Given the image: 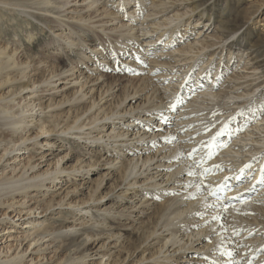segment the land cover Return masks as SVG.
<instances>
[{"label": "rangeland", "instance_id": "374dc122", "mask_svg": "<svg viewBox=\"0 0 264 264\" xmlns=\"http://www.w3.org/2000/svg\"><path fill=\"white\" fill-rule=\"evenodd\" d=\"M89 1L90 0H86V2L82 3V0H69V3L62 10L53 9L49 14L41 10L30 8L33 17L26 16L16 11H9L6 10V8L3 10L5 16L0 17V47H6V51H10L16 47L17 52L19 53L18 56H21L22 58H27L29 56L32 57L34 61L37 62L35 65L37 70L32 78L39 80L43 79L52 67L55 68L59 63H63V61H65L67 65L74 67L73 75H70V72L66 75L60 76L59 80H56V78L53 79L55 82L51 87L55 86V90L49 87L43 89L41 84L39 85L40 87H36L39 88L36 94H34L37 99L36 101H39L42 106H47L49 103L52 104L49 108L47 107L44 109L45 114L42 118L46 124L54 126L58 123L63 124L64 122L71 121L74 116L79 114L89 103L91 97H94L96 98V101H99L98 95L100 93V88H107L109 85L115 87L112 90V98L107 96L103 98L99 104L105 109L112 108L114 103H116V100L122 95L123 91L126 89L130 92L132 91L131 87L133 86L136 90H139V93L135 99H131V101L127 99L118 109L128 110L131 104L133 107L142 105L143 101L146 100L147 97L149 98V96H152L151 101L153 102H159L160 97L163 99L165 98L163 102L167 101V105H169L171 97H174L172 98L173 101L176 100V98H179V100L182 101V103L178 102V100L174 101L176 102L175 110H171L170 107L167 110L163 109L167 111V116H165V120H162L160 124H154L156 121L153 120L154 123L150 124L149 122V124L145 125L147 121H142L140 124L138 123L133 127V129L145 132L148 131L147 128H152L153 131L156 130L155 133L163 132L164 135L173 131L175 132V135H179L183 132L184 135L186 134V137H184V139L181 138V142L182 144H189L192 138L187 139L190 135L188 132L184 131L186 126L179 124L177 119H179V117L181 119H191L193 114H196L199 117L202 116V113L199 114L198 111L188 112L186 107L191 100H193L192 93H198L199 90L201 91L203 89V85H208L209 79L214 77V72L218 69L216 78L219 74V84H214V86H217L215 87V92L227 93V95L229 93L233 97H235V94H240L242 96L233 99L234 102L236 101L239 104L238 108L235 109V106H230L225 109L233 110L230 114V118L236 117L235 120L227 123V126L231 128L229 130H235L247 122V126L242 130L243 132H246L247 135L244 138H251L253 141L264 140V130L262 129L264 125L259 126V118H257L259 116L253 115L254 110L257 108L254 107L252 112H250L249 109L253 105H259V109H261L260 111H264V107H262L264 106V94L260 93L261 90L262 92L264 91V69L259 68L254 71V65L250 63V61L248 62L246 54H243L241 58H238V54L233 52V54L229 56L225 44L233 41L236 37H228L225 40L224 45L223 43H218V31H215L213 26L208 28V26L204 27L203 23H196L195 17L191 16L190 12L185 13L188 10V8H185L186 5H181L180 2L176 3L172 0H142L139 6L134 0H127L124 2V5L118 7L117 3L119 0H99L91 7L89 6ZM59 2L60 1L56 0L55 4H58ZM152 4L155 5V7H153ZM96 9L97 11H95ZM231 11L233 12L231 17L235 19V22L237 21L236 23L238 24V27L241 28V31L250 29L254 35L257 34L256 37L261 41L260 43H264V0H233L231 2ZM131 12H133L134 15H131ZM146 15L149 16L144 19ZM83 16L86 18V23L79 22V18ZM187 20H189V23H187ZM97 21L105 22L104 27L109 29L106 33L110 40L101 33L97 36L91 31L90 26L87 25ZM80 23H83L84 25L83 29L85 35L93 37L92 39H94V42L89 41L86 46L82 45L84 48V56L79 53V57L72 59V57L69 58L64 54L65 52L71 54V52L68 51L65 42H63L60 37H55L54 35L60 33L66 35L70 34L69 31L71 27H74L73 24ZM123 23L126 24V26L121 28L120 26ZM157 24L162 26L157 27ZM164 26L168 27L167 30H163ZM110 29L115 30L110 31ZM128 29H131L130 32L138 37L140 40L139 42H137L134 37L127 40L125 37L121 36V34H124ZM146 31L151 32L143 35ZM30 33H32V36L29 35ZM169 35H171V37ZM158 36H160L159 39H157ZM74 37L75 36L73 35V38ZM82 38L86 40L87 37L83 36ZM150 38L155 40L153 44H144V40ZM95 39H101L102 42L107 44L111 41L119 46L118 50L120 51L118 53L120 54L118 55V58L115 59L116 62H109L110 60L112 61V55L109 56L110 59H104V56H102L99 49L102 46H97V52L95 54L91 52L90 48L94 46ZM190 43L194 48H188V52H185L186 50L180 52V50L186 49ZM211 43L216 44L211 45ZM200 44L204 46L203 49ZM222 45L224 47L220 51L219 49ZM102 51H104V49ZM134 51L135 53H133ZM213 52L215 53L211 57ZM73 53H76V51ZM124 58H126L125 61L127 63L125 64L128 67L131 64L129 63L130 60L131 62L136 61L132 71L124 72L122 69L121 64ZM191 58H194L192 65H190ZM39 60L41 61L40 64L38 62ZM106 60L109 62V66L105 65ZM206 61H208L207 66L205 65ZM182 66H187L189 71L185 78L182 79L187 83L185 85V96L178 94L180 90L173 93V88L176 86L179 88L184 86L179 80L185 74L183 72L180 74L176 73L183 70L180 68ZM204 66H206L204 68L205 74L204 72L202 73L203 75L201 74L203 76L202 79L198 77L199 82H194L193 77H197L196 74L198 73V70ZM137 67H139V70ZM30 74H33V71ZM164 74L168 75L165 76ZM97 77L101 78L93 83L92 81ZM205 77H208L207 80ZM85 78H87V82H89L83 87L82 91L84 93L87 92L88 94L85 99L73 102L72 95L76 89L80 87V83H82ZM178 82L180 84H178ZM199 85L202 86L198 88ZM257 85L260 86L258 87ZM90 87L94 88L92 92H88ZM155 88H158L160 93H154ZM212 89H214V87L211 88V90ZM8 90L7 87H0V97H4ZM207 90L208 89L204 87V91ZM246 93H250V95L248 94L246 96ZM69 99L71 100L68 101ZM219 99L220 100L218 101H225L224 97ZM208 101L205 99L200 102H202V104L206 102L207 105H210L211 102ZM233 101L230 100L229 102ZM150 104L151 103H146L145 107L151 106ZM216 104L218 109H221L224 106V104H220V102H216ZM190 106H192V104H190ZM212 108L213 107L209 106L204 109L211 110ZM243 109H246L245 111L248 112V114H243L242 116L238 115L240 110ZM151 111L154 112L155 110ZM202 111L203 110H200V112ZM35 112L38 114L39 110L36 108L33 113ZM92 112H94V109ZM180 112L183 114L181 113L179 115ZM39 115L42 116V114ZM248 115L249 118H247ZM125 120H127L126 117L123 120L118 118L105 119V134H111V129H115V132L122 131L123 129L121 128L124 126L123 123ZM196 122L197 121H195L192 126L195 127ZM212 125L213 123L208 126V129ZM255 126H259L260 130L254 129ZM167 127H170V129ZM5 128L6 127H4V129ZM85 128H88V126L84 127V131H82L87 133L90 129L86 130ZM200 130L203 131L202 129ZM35 131H38V129H35ZM250 131H252L253 134L248 135V132L251 133ZM84 133L80 134L81 138H78L75 136V134H77L75 131L61 133L58 130H53V132H50L49 134H44V137H38L35 144H31V141L27 142L26 144H29L28 149L7 154L3 160L0 161V173L1 170L4 172H10L13 162L18 159L23 160V158H26L27 156L33 157V162L38 165V167H36V170H38L36 171L37 173H44L48 168L52 170L55 167L56 169L66 168L70 171V176H66V171H58L55 172V174L50 173L48 174L50 176H47V178L55 176L56 179L54 181L45 179L44 182H38V186L26 190L25 192H27V194H18L16 201L20 200V202H22L24 200L26 204L25 207L20 206L19 202L14 206L17 210L24 209L23 211H25L26 208L34 205L37 206L38 209L35 210L34 214L32 213L29 216L23 215L21 219L15 222L14 231L8 233L12 235L11 237H8L9 242L12 243L11 249L7 254L5 251L1 253L0 257L2 256L4 258L7 255L14 254L17 252V249L20 252L26 249V258L23 261L25 264H99L100 262L101 264H166L157 263V261H161V258L164 255H172L176 245L169 247L166 254H159L151 259L142 262H135V260L139 258L142 249L148 248L145 251V255L149 256L151 252L155 251L156 248L164 243L163 237L168 235V232L164 229L158 230L159 225L156 228L158 231L153 236L146 239V235L143 234L146 226L154 217L153 214L157 206L163 200H155L152 197L156 196L152 195L140 198L141 196L139 194L141 188L139 185L128 187L125 184L126 182L122 181L119 176V170L122 164L120 161H124L125 158H128V155L126 154L128 153V149L126 150V148L119 147V145H112L110 141H107V137L104 141L95 140L94 138L86 139L85 137L87 136H85ZM93 135H95V132H93L90 137H93ZM240 136L242 137L243 133L232 135L231 141ZM229 138L228 134L221 137L219 136V139H222L221 142L226 141L222 145L223 148L220 143L213 144L214 148H217L216 146L219 145L217 150L223 151L227 149L224 145ZM158 139H161V136H157L154 139L147 138L145 141H142V143L139 141L137 143L135 142L136 144H146V142H149L146 151H140L143 145H139L137 151L141 152L140 159H143L146 155H155V151L160 145ZM173 140H175V138ZM47 141H54L55 146L50 147V145L46 144ZM153 142H155V144ZM22 147H24V145H22ZM128 148H130V145ZM197 148L201 147L197 146L194 149ZM117 149H122L120 150V154H118L119 152H117ZM166 149L167 146H165L163 150ZM241 149H245V151L249 150L248 147H241ZM184 150L188 151V146L184 147ZM259 151L260 152L251 155L249 161L247 160V162H244L243 169H245V172L243 173V176H250V174L251 176H257V182H254L255 184H253L252 187H249L246 193L250 196L248 199L262 198L253 200V203L256 207L264 208V195L257 197L260 192L258 189H264V180L261 181L262 178L264 179V173L261 171L264 169V147H260ZM216 154L217 156L226 155L222 152H217ZM13 155L19 156L14 160ZM64 155H66L64 159H60L59 165H57L55 163L57 159ZM130 156L132 157V154H130ZM255 157L262 160V165L260 167L261 170H254L253 168L255 167L252 166L246 167V165L252 163L250 160ZM240 158L244 159L243 157ZM6 159L8 160L5 161ZM159 160L160 156L158 153L156 154L154 162ZM110 161H113V165L108 164ZM229 161L230 160L226 158V162ZM154 162L151 163L152 165L149 175L158 174H155L156 170L153 169L155 167ZM179 163H175L174 166ZM229 163V166L232 168L233 166L231 165V162ZM54 164L56 165L54 166ZM223 166H226V164H223ZM16 168V173H18L20 166H17ZM168 171V169H163V176H157L156 180L158 182L164 181L166 179L165 175ZM28 174H30V171H28ZM216 174L217 173H215V175ZM227 176L225 175L226 179H229V182L233 180V178H231L233 174H227ZM132 177L133 176H130L128 179L130 180ZM182 177L183 176H181V178ZM207 177L213 180L218 179V177ZM199 178L200 177L197 179ZM244 178L239 177L238 182L236 179V181L231 184H240V186H243L244 183H246ZM142 179L143 177H139L138 180ZM218 180L219 181L216 182L221 184L224 179ZM147 182L151 181L147 180L145 183ZM172 185H174L172 191L169 189L167 190V187H172ZM184 185L185 183L182 182V180L170 181L162 183L160 187L151 188L149 190L152 193L157 190H165L161 195L164 196L167 194L166 198H169L172 193H184ZM254 186H256V188ZM194 190L191 191V194ZM195 193L197 192L195 191ZM253 194L256 196L254 195V197ZM117 195H119L121 199L116 198ZM223 195H220L222 197L221 200L228 199V201H225L227 202L225 204L229 206H235L245 202L239 199L238 196L228 198V194L226 196ZM187 197L188 194L183 198L184 203L187 201ZM49 198L54 199L52 203L53 206L47 211H44L43 208L45 209L46 207L45 200ZM156 198L158 199V197ZM82 200H86L87 202L84 204H77ZM147 200L149 201L147 202ZM233 201L235 202L233 203ZM9 202L11 201L9 200ZM79 209H81V211H79ZM87 209L90 210L89 214L85 212ZM211 210L212 208H203L200 211L204 213L203 216L206 217V220L204 222L201 219L195 221L194 224L196 229H201L203 225L210 226L211 223L215 221L208 216ZM262 210L263 211H252V213L263 216L264 209ZM5 211H7L5 206L0 208V214ZM237 212L238 214L241 213V211ZM14 213L15 211H11L8 213L9 216L5 217L0 215V218L4 217V219H1L0 221V240L3 238L2 234H5L6 232V228L10 225H14V223L12 224V221L17 219V216L11 218ZM199 216L200 215H197L195 219ZM242 216L246 217L244 214ZM247 217L250 219L253 218L250 215ZM262 218H264V216ZM32 219H38L39 222L42 223L41 227L44 226L47 227L48 230L54 231L53 234H51L52 232H49L51 235L47 234L40 242L43 243V246H41L42 248L51 242L49 247H46L43 251H37L40 243L29 246L33 236L26 238L27 234L31 232V230L28 231L27 229L31 227V224L28 222ZM104 223H107L106 226H104ZM218 225L219 224H217V227ZM72 226H75L74 230L79 233L86 231L88 234L93 235L86 245L88 251L84 254V258H80L82 255L78 254L76 251L73 252V248L68 245L69 239L76 234L74 231L66 229ZM176 226V228H179L181 224ZM233 231L236 230L234 229L232 232ZM217 233V230L215 232H211L210 230L206 235L200 236L201 239L197 241L198 244L195 242L193 245L197 244L195 246L196 248L201 246L205 248L207 244H211L212 239L217 236ZM8 234H5L4 238L8 236ZM241 234L242 233L238 234L236 237L233 236L232 239H237L236 241L240 240L243 235ZM249 234H251V232H249ZM257 234L258 232H254L252 235H248L245 238L254 237L255 239H260V236ZM180 235H183V240H186V234L183 229H179L177 236ZM220 235V240H218L219 244H221L222 240L227 238L226 231L224 235L221 233ZM261 235H264V233H261ZM54 237L55 240H53ZM245 238H243L242 242L239 241L236 245L237 247L234 248L244 252L240 258H238L237 253L233 249L235 257L232 259L234 261L237 259L233 264H243V260L247 257L248 251L254 247V245H251L250 243H247L249 244L247 247H243L246 245L244 243L246 240ZM262 239L263 238L260 240ZM254 242L258 243L257 240H254ZM169 244L170 243H168L163 249L165 250ZM17 245L20 246L17 248ZM216 245L218 246V243L212 244L211 247L204 251L196 249L177 251L173 254V258H180L177 259L176 262L168 264H219L206 255L208 253L211 255L214 254L217 249ZM261 245L264 246V242L263 244L261 243ZM58 246L60 248H58ZM187 246H189V243L186 247ZM105 252H107V255L101 257V254ZM68 253L71 254V258L65 262ZM129 253L131 256L128 258L126 255ZM219 253L218 257L221 258L227 255L228 251ZM108 256L110 257L108 258ZM225 264H228V262Z\"/></svg>", "mask_w": 264, "mask_h": 264}, {"label": "bare ground", "instance_id": "6f19581e", "mask_svg": "<svg viewBox=\"0 0 264 264\" xmlns=\"http://www.w3.org/2000/svg\"><path fill=\"white\" fill-rule=\"evenodd\" d=\"M55 1L56 0H0V17L5 16L3 10L6 8H7L6 10L16 11L26 16L33 17V15L30 12V8L35 9V10H41L49 14L51 10L53 9L62 10L69 3V0H58L60 1L58 4H55ZM98 1L99 0H90L89 6L91 7L92 5H95ZM126 1L127 0H119V2L117 3V7L124 5V2ZM141 1L142 0H134V2L138 6L140 5ZM172 1L176 3L180 2L181 5L184 4V6L186 5L185 8H188V10L185 13L190 12L191 16L195 17L196 23H203V26L204 27L208 26V28L213 26V28H215V31H218V36H217V39L219 40L218 43H223L224 45L225 40L228 37H236L233 41L225 44L229 56H231L233 52L238 54L239 56L238 58H241L243 54H246V58L248 62L250 61V63L254 65L253 67L254 71L258 70L259 68L264 69V43H260L261 41H259L258 38L256 37L257 34L254 35V33L250 29H245L241 31V28L238 27V24L236 23L237 21L235 22V19L231 17L233 14V12L231 11V2L233 0H172ZM84 2H86V0H82V3ZM152 6L155 7V5L153 4ZM134 10H137V9H134ZM95 11H97V9ZM131 15H134V13L131 12ZM148 16L149 15H146L144 19L147 18ZM79 22L86 23L87 21H86V18L83 16L79 18ZM83 23L73 24L74 27H71L69 31L70 34L66 35V34L60 33V34L54 35L55 37H60V39L63 40V42H65V45L68 51L71 52V54H68V52H65L64 54L69 58L70 57H72V59L77 58L79 57V53L82 56H84L83 46H86L89 43V41L94 42V39H92L93 37L91 36L89 37L85 35V31L83 29V26H84ZM104 23L105 22L97 21V22L87 24V25L90 26L91 31L95 33L97 36H99L98 34L101 33V34H104L110 40L109 36L106 33V31L107 30L109 31V29L104 27ZM187 23H189V20H187ZM125 26L126 24L123 23L121 24L120 27L123 28ZM160 26L162 25L157 24V27H160ZM167 28H168L167 26H164L163 30H167ZM114 30L115 29L113 30L110 29V31H114ZM130 30L131 29H128L126 32H124V34H121V36L125 37L127 40L130 39L131 37H134L136 41L139 42L140 40L138 39V37L133 35L130 32ZM149 32L151 31H146L145 33H143V35L148 34ZM29 35L32 36V33H30ZM73 35L75 36L74 38H73ZM82 35L84 37H87L86 40L82 38L83 37ZM169 36L171 37V35ZM159 37L160 36H158L157 39H159ZM154 41L155 40L153 38L152 39L150 38L148 40H144L145 42L144 44H153ZM214 44L216 43H211V45H214ZM200 45L203 49L204 46L202 44ZM223 45L220 47L219 49L220 51L223 49L224 47ZM97 46H102L99 49H100V53H102V56H104V59H107V58L110 59L109 56L112 55L113 53H116L115 59H117L118 55L120 54L118 53L120 51L118 50L119 46L116 43L115 44L112 43L111 41L109 42V44H107L105 42H102L101 39H97L95 41L94 46L90 48L92 53L95 54L97 52L96 50ZM192 47L193 45H191L190 43V45H188L186 49H182L180 50V52L182 51L184 52L185 50H186L185 52H188L187 49L188 48L192 49ZM103 49L104 51H102ZM75 51L76 53H73ZM133 53H135V51ZM214 53L215 52L211 54V57L212 55H214ZM18 55L19 53L17 52L16 47H14V49H11L10 51H6V47H3V48L0 47V87H7L9 89L6 92L4 97L2 98L0 97V161L3 160V158L7 154H11L19 150L28 149L29 144H26L27 142L31 141V144H35L37 142L38 137H44L43 136L44 134H49L50 132H53V130H58L61 133H68L70 131H75V133H77L75 134V136L78 138H81L80 134L84 133L83 132L84 127L88 126V128H85V129L86 130L90 129V130L87 133H84L85 136H87L85 137L86 139L94 138L95 140L104 141V139L107 137V141H110L112 145H115V146L119 145V147L126 148V150L128 149V153H126L128 155V158H125L124 161H120V163L122 164L119 170L120 178L122 179L123 182H126L125 184L128 187L139 185L141 188L140 194H139L141 196L140 198L148 196V195H152V196L158 197L157 199L156 197L151 196L155 200H159V199L163 200L157 206L153 214L154 217L151 219V221L146 226L143 234L146 235V239H147L153 236L158 230L164 229L165 231L168 232V235L163 237L164 243H162L158 248H156L155 251L151 252L149 256L145 255V251L148 248L142 249L140 251L139 258H137L135 262L137 261L142 262L147 259H151L154 256H157L159 254H166V252L168 251V248L171 246H175V245L176 246L174 247L175 250L173 251V254L180 250L185 251L186 249L187 250L196 249L199 251L200 250L204 251L208 249L209 247H211L212 244L218 243V246L216 245L217 246L216 252L212 255L210 253L206 255L214 259L219 264H225L226 262H228V264H233L237 260L235 259L234 261L232 259L235 257L233 251L235 250V252L238 255V258H240V256L244 253V252H241V250L234 249L237 247L236 245L238 244V242L239 241L242 242L243 238L247 237L248 235H252L254 232H258L257 235L260 236V239L263 238L262 240L255 239L254 237L247 238V239L245 238L246 240L244 241V243L246 245L244 246L242 245V246L247 247L249 245L247 243H250L251 245H254V247L253 249H250L248 251L247 257H245V260H243V264L248 262L250 258L253 259V255L255 254H259V257L255 261H253L251 264H264V261H261V259L264 258V246L261 245V243L263 244L264 242L263 241L264 235H261V233H264V218H262L264 215L263 216L259 214L255 215L252 213V211H263L262 209L264 208L256 207L253 203V200L262 199V198L248 199L250 196L246 193L249 187H252L253 184H255L254 182H257V176L256 175L251 176V174L250 176H246V177L243 176V173L245 172L243 169L244 162H247V160L249 161V157H251V155H254L256 152H260L259 151L260 147H264V140L261 139L260 141L259 140L253 141L251 140V138L245 139L244 137L247 136L246 132L241 131L237 133L239 134L243 133L242 137L244 139L240 136L239 138H235V140L231 141V136H232L231 135L229 136L230 138L225 144L226 146H224L227 149L223 151L217 150L219 145L216 146L217 148H214L213 144L220 143L222 147V145L226 141L225 140L221 142L222 139H219V136H216V134L222 128H224V126L227 123H229L230 114L231 112H233V110H225V109L230 106H235V109L238 108L239 104L236 101L234 102L233 99L235 97L239 98L241 96L240 94H235V97H233L229 93L227 95V93L215 92V87H217L216 85L219 84V81H218L219 74H218V77L216 78L218 69L215 70L214 77L209 79L208 85L206 86L201 85L203 87L201 91L199 90L198 93H194V92L192 93L193 100H191V102L186 107L188 112L198 111L199 114L202 113V116L199 117L198 115L193 114L191 119L189 118L181 119L180 117L179 119H177V121H179L178 122L179 124H182V126H186L184 131L188 132L190 135L187 139L192 138L189 144L187 143L182 144L181 138L184 139V137H186V134L184 135L183 132L180 133L179 134L180 136H179V135H175L174 131L168 132L167 135H164L163 132L155 133L156 130L153 131L152 128L151 129L147 128L148 131H145V132H142V130L133 129V127H135L138 123L140 124L142 121H147L145 125L149 124V122L150 124L154 123L153 120L156 121V123L154 124H158V123L160 124L162 120H165V116H167L166 110L169 108L170 105L172 104L176 105V102L174 101H177V98L176 100L173 101L172 98L174 97L170 96L171 97L169 100L170 103L169 105H167V101L163 102L165 98L163 99L162 97H160L159 102H153L151 101L152 96H149V98L147 97L146 100L143 101L142 105H137L136 107H133L131 104L128 110L118 109L120 106H122L123 103L126 102L127 99L131 101V99H135V97L139 93V90H136V88H134L133 86L131 87L132 91L129 92V90H126V89L125 91H123L122 95L119 97L118 100H116V103H114V106L112 108L105 109L101 106V104H99L101 100L107 96L112 98V95H113L112 90L115 87H112L111 85H109L107 86V88L106 87H104L103 89L100 88V93L98 95L99 101H96V98L91 97V100L89 101V103L83 108V110L79 114H76L71 121L64 122L63 124L58 123L54 126H50L46 124V122L42 118L43 115L45 114L44 109L47 107L49 108L52 104L49 103L47 106H42V104L39 101H36L37 99L35 98L34 94H36V92L39 89L36 87H38L41 84V86H43V89L46 87H49L55 90L56 89L55 86L51 87L55 82L53 81V79L56 78V80H59L60 76L66 75L67 73H70V72H71L70 75H73L74 67L67 65V63H65V61L62 60L63 63H59V65H57L55 68L52 67L49 73H47V75L43 77V79L39 80V79L32 78L33 75H35V71L37 70V68L35 67L37 62H35L34 59L30 56L27 58H22L21 56H18ZM111 58H112V61L110 60L109 62H116V60L115 61L113 60V56ZM125 59L126 58H124L121 64L124 72L126 71L128 72L127 69L133 70L134 65L136 64V61L131 62L130 60L129 63L131 64L128 67L125 64L127 63ZM38 62L40 64L41 61L39 60ZM109 62H107L106 60L105 65L109 66ZM193 62H194V58H191L190 65H192ZM207 64H208V61H206L205 65L207 66ZM206 66L198 70L197 77H195L196 83L199 82L198 77L204 72V68ZM139 67H137L138 70H139ZM180 68H182L183 70L180 72H176V73L180 74L183 72L185 74L179 80L180 83H183L185 81H183L182 79L185 78V76L187 75L189 71H188L187 66H182ZM32 71H33V74H30ZM164 75L166 76L168 74H164ZM100 78L101 77H97L92 82L94 83L95 81H98ZM205 78L207 80L208 77H205ZM77 81H73V82H77ZM88 82H87V78H85L84 81L80 83V87L76 89V91L72 95L73 102H78L80 100L85 99L88 93L87 92L84 93L82 89ZM180 83L178 82V84ZM214 83H216L215 86H214ZM186 84L187 83L185 82L184 86H181L180 88L176 86L175 88H173V93H176L177 90H180L178 94H182L183 96H185L186 94L185 85ZM263 85H264V80H263ZM201 86L199 85L198 88ZM257 86L259 87L260 85H257ZM204 87H206V89L208 90L204 91ZM213 87L214 89L211 90V88ZM93 90L94 88L90 87L88 92H92ZM39 91H42V90H39ZM154 93L156 94L160 93V90L158 88H155ZM260 93L264 94V91L262 92L261 90ZM248 94L250 95V93H246V96ZM223 97L225 98L224 102L222 100L218 101L220 100L219 98H223ZM205 99L207 101L209 100L211 104L207 105L206 102L204 104L200 102ZM70 100L71 99H69L68 101ZM230 100L233 102H229ZM216 102L218 103L220 102V104L223 103L224 106L221 109H218ZM146 103H151L150 104L151 106L145 107ZM190 104H192V106H190ZM209 106L213 108L211 110L204 109V108H208ZM254 107H256L257 109L254 110L253 115L259 116L257 117L259 118V123H260L259 126L264 125V111L262 112L260 111L261 109H259V105H256V106L253 105L249 108L250 112H252ZM36 108L37 110H39L38 114H36V112L33 113V111ZM93 109H94V112H92ZM163 109H166V110H163ZM151 110H155V111L152 112ZM200 110H203V111L200 112ZM245 110L246 109L240 110V112H243V114L246 115L248 114V112H246ZM181 113L182 112H180L179 115ZM39 114H42V116H40ZM125 117L127 118V120H125L123 123L124 126L121 128L123 129L122 131L115 132V129H111V134L110 133L105 134V131H106L104 129L106 126L105 121H104L105 119L118 118V119L123 120ZM247 118H249V115L247 116ZM193 121L194 122L197 121L195 123V127L192 126V124H194ZM212 123L213 125L208 129V131H205V127L206 126L208 127ZM259 126H255L254 129L260 130ZM4 127L6 128L4 129ZM167 128L170 129V127H167ZM35 129L36 130L38 129V131H35ZM200 129H202L203 131H201ZM228 129H231V128H229L228 126ZM262 129L264 130V127H262ZM229 131H232V130H229ZM93 132H95V135H93V137H90ZM250 132L251 133L248 132V135L253 134L252 131ZM157 136H161V139H158V141H160V145L157 147L155 151V155L153 156L146 155V157H144L143 159H140L141 152L137 151L139 145H143L140 151L142 150L146 151L147 150L146 148L149 142H146V144L145 143L140 144V143H142V141H145L147 138L154 139ZM213 137H215V139H213ZM174 138L175 140H173ZM138 141L140 143L136 144ZM149 141H152V140H149ZM202 142H204L203 148H197L198 149L197 155L194 158H189L188 154L191 152V150L197 146L200 147L199 145H201ZM153 143L155 144V142ZM46 144L50 145V147L55 146L54 141L53 142L47 141ZM22 145H24V147H22ZM129 145H130V148H128ZM165 146H167V149L163 150ZM186 146H188V151L184 150V147ZM241 147L242 148L248 147L249 150L245 151V149H241ZM120 150L122 149H117V152H119L118 154H120ZM217 152H222L223 154L225 153L226 155L217 156L216 154ZM158 153L160 156V160L154 162V160L156 159V154ZM209 153L212 154L211 158L206 159V162L203 165L204 168L209 169V173L205 177L200 176L199 178V180L202 181L204 184L203 194L199 192L195 193L196 190L185 187L184 193L183 192H180L179 194L172 193V195L169 198H166L167 194L164 196L161 195L162 193L165 192V190H162V191L157 190L154 193H152L149 190L151 188L160 187L162 183H166L170 181H181L182 180V182H184L186 185L189 180H192L190 178H193V177H189L188 175H186L189 165L194 162L193 159L198 160L200 156L207 157ZM122 154H123V151H122ZM130 154H132V157L130 156ZM18 156L19 155H13V159L16 160ZM65 156L66 155L57 159L55 163L59 165L60 159L63 160ZM239 156L243 157L244 159H241ZM226 158L230 160L229 162H231V165L233 166L232 168L229 166L230 163L226 162ZM257 158L255 157L252 160H250L252 162L250 166L255 167L253 168L254 170L260 169L262 165V160L259 158L257 159ZM32 159L33 157H30V156L23 158V160L18 159L17 161L13 162L10 172H4L3 170H1V173H0V208L5 206L7 208V211L2 212L0 215L4 217L9 216L8 215L9 212L15 211L14 215L11 218L17 216V219L15 221H12V224L14 223V225L8 226L6 228L5 234H8L14 231L13 229L15 226V222L21 219L23 215L29 216L32 213L34 214L35 210L38 209L37 206L34 205L32 207L26 208L25 211H23L24 209L17 210V208H15L14 206L20 202V200L16 201L17 199L16 197L18 196V194H27V192H25L26 190L33 188L35 186H38V182L40 183L44 182L45 179L46 180L50 179L54 181L56 179L55 176L47 178V176H50L48 175L50 173L55 174V172H58V171H66L67 172L66 176H70V171L68 169L66 168L56 169V167L54 169L51 168L52 170L48 168L46 172L44 173L43 172L37 173L36 171L38 170H36V167H38V165H36ZM7 160L8 159H6L5 161ZM112 162L113 161H110L108 162V164L113 165ZM152 162H154L155 164V165L153 164L155 166L153 169L156 170L155 174L158 173L157 175H149V172L151 171ZM175 163H179V164L174 166ZM56 164H54V166ZM223 164H226V166H223ZM216 165L220 167L217 168L215 167ZM17 166H20L18 173H16ZM163 169L169 170L167 174L165 175L166 179L164 181L158 182L156 178L157 176H163V173H162ZM241 170H243V173L241 172ZM28 171H30V174H28ZM215 173L217 174L215 175ZM227 174L228 175L233 174V176L231 177L233 178L232 181L229 182L228 181L229 179H226L225 175L227 176ZM130 176H133V177L129 180L128 178ZM181 176L183 177L181 178ZM207 176L218 177V179H224V180L220 184L216 182V181H219L218 179H215V180L209 179ZM139 177H143V179L138 180ZM239 177L241 178L245 177L244 179L246 180V183H244L243 186H240V184H231L232 182L236 181V179L238 182ZM194 179H197V178H194ZM147 180L151 182L145 183ZM209 186H211V188L213 189H217L219 195H220V192L224 190L225 192H228V195H227L228 198H232V197L234 198V196H238L239 199L245 202L243 204L229 206L225 204L227 203L225 201H228V199L221 200L220 203L223 205H226V211L212 208V210L208 214L209 217H212L213 215L217 214V215H220L221 218L219 220H215L213 223H211L210 226L203 225L202 228L198 230L196 229L194 222L200 219L203 222L206 220L205 216H199L197 219H195L197 216V213H201L200 211L204 208L203 204L205 201V196H207L208 203L211 204L215 202V198L208 195L209 188H205ZM254 187L256 188V186ZM173 188H174V185H172V187L168 186L167 190L169 189L172 191ZM96 189H97V186H96ZM192 190L194 191L191 194ZM258 191L260 192L258 193L257 197L264 195V192H262L264 191L263 188L258 189ZM187 194H188V197L186 198L187 201H185L184 203L183 198ZM189 195L194 196L195 198H189L190 197ZM254 195L255 194H253V196ZM116 198L121 199L119 195H117ZM9 200L11 202H9ZM53 201H54L53 198L46 199L45 200L46 207L45 209L42 207L43 210L47 211L49 208H51V206H53L52 205ZM148 201L149 200H147V202ZM86 202H87L86 200L85 201L82 200L81 202H78L77 204H84ZM19 204L20 206L25 207L26 203L23 200ZM79 211H81V209H79ZM237 211H241V213L238 214ZM85 212L89 214L90 210L87 209ZM241 214L246 215V217L242 216ZM248 215L252 216L253 218L252 219L248 218L247 217ZM4 217L0 218V221L1 219H4ZM28 223L31 224V227L27 230L28 231L31 230V232L27 234L26 238L33 236L31 238V242L29 246H31L32 244L40 243L43 240V238L47 234H49V232H52L51 234L54 233V231L48 230L47 227H44V226L41 227L42 223H40L38 219H32ZM106 224L107 223H104V226H106ZM180 224L181 226L179 228H176L177 227L176 225H180ZM217 224H219L218 227H217ZM158 225H159V229L157 230L156 228L158 227ZM74 227L75 226L66 228V229H70L69 231H74L76 233L75 234L76 236L73 235L69 239L68 245L73 248L72 249L73 252L76 251L78 254L82 255L80 256V258H84L85 256L84 254L88 251L86 245L91 240L93 235L88 234V232L86 231L79 233L78 231L74 230L75 229ZM233 228L236 231L232 232V230H234ZM179 229L184 230V233L186 234V240H183L182 238L183 235L182 236L180 235L181 237L177 236ZM210 230L211 232H215L216 230L218 231L217 236L214 239H212L211 244L209 245L207 244L205 248L203 246L196 248L195 246L198 244L197 241L201 239L200 236L206 235V233L209 232ZM225 231H226L227 238L225 240H222L221 244H219L218 240H220V236H221L220 233L224 235ZM249 232H251V234H249ZM240 233L243 234V235L241 234L242 238H240V240L236 241L237 239L236 240L232 239L233 236L236 237ZM5 234H2L3 238ZM11 236L12 235L8 234V236H6L4 240L3 238L2 240H0V254L3 253L4 251L7 254V252L10 251L12 243L9 242L8 237H11ZM53 240H55V237L53 238ZM254 240H257L258 243L254 242ZM195 242H197V244L193 245ZM168 243L170 244L164 250L163 248ZM188 243H189V246L186 247ZM49 244H51V242L42 248L41 246H43V243H40L38 245L37 251H41V250L43 251L44 249H46V247H49ZM19 246L20 245H17V248ZM58 248L60 247L58 246ZM25 250L26 249L20 252L17 249V252L14 254L7 255L4 258L1 256L0 264H25L23 262L24 259L26 258ZM227 251H228L227 255L221 258L218 257L220 254L219 252H227ZM173 254L169 256L164 255L161 258V261L158 260L157 263L159 262V263L168 264L171 262H176L177 259H179L180 257L173 258ZM105 255H107V252L102 253L101 257H104ZM130 256H131L130 253L126 255V257L128 258ZM109 257L110 256H108V258ZM70 258H71V254L68 253L67 259H65V262H67ZM73 259H79V258H73ZM99 264H101V262Z\"/></svg>", "mask_w": 264, "mask_h": 264}, {"label": "snow or ice", "instance_id": "6c2138e0", "mask_svg": "<svg viewBox=\"0 0 264 264\" xmlns=\"http://www.w3.org/2000/svg\"><path fill=\"white\" fill-rule=\"evenodd\" d=\"M113 59L115 60L116 57V53L112 54ZM119 70V69H118ZM128 71H132V69H127ZM178 102H181L179 100V98H177ZM171 110H175L176 105L172 104L169 106ZM264 107V106H262ZM238 115H243V112L238 113ZM236 117H232L230 118V121L235 120ZM247 126V122L244 125H241L240 127L236 128L235 130L229 131L227 124L224 126V128H222L217 134L216 136H222L225 134H228L229 136L231 135H235L237 132L242 131L244 127ZM205 131H208V127H205ZM213 139H215V137H213ZM204 146V142H202L201 144V148ZM226 146V145H224ZM198 149H192L191 152L188 154L189 158H194L197 155ZM211 153L208 154L207 157L205 156H200V158L198 160L194 159V162L192 164L189 165L188 170L186 172V175H188L189 177H193V178H198L200 176H206L209 173V169L204 168L203 165L206 162V159H210L211 158ZM217 168H219L220 166H215ZM247 167H250V165H248ZM262 173H264V169L261 170ZM241 172L243 173V170H241ZM185 187L189 188V189H195L196 192H199L201 194H203V190H204V184L202 181H200L199 179H192L189 180L188 183L185 185ZM208 195L212 196L215 198V202L214 203H208L207 200V196H205V201L203 204V207L205 209L208 208H213V209H220L223 211H226V205H223L220 203L222 197L218 194V190L217 189H213L211 188V186H209V191H208ZM189 198H195L194 196H190ZM197 215L203 216L204 213H197ZM221 217L220 215H213L211 217L212 220H219Z\"/></svg>", "mask_w": 264, "mask_h": 264}]
</instances>
